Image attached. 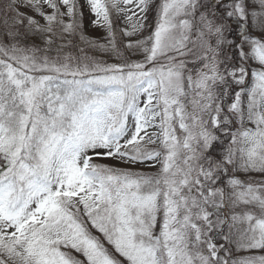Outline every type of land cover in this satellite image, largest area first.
<instances>
[{
	"label": "snow or ice",
	"instance_id": "1",
	"mask_svg": "<svg viewBox=\"0 0 264 264\" xmlns=\"http://www.w3.org/2000/svg\"><path fill=\"white\" fill-rule=\"evenodd\" d=\"M253 172L264 0H0V264H264Z\"/></svg>",
	"mask_w": 264,
	"mask_h": 264
},
{
	"label": "rangeland",
	"instance_id": "2",
	"mask_svg": "<svg viewBox=\"0 0 264 264\" xmlns=\"http://www.w3.org/2000/svg\"><path fill=\"white\" fill-rule=\"evenodd\" d=\"M94 17L88 12L87 9H85L84 11V17H83V22H82V31L84 33V35L91 40L94 41H98L100 43H106L107 41L105 40V37L107 36V29L105 27L102 26H94L91 21ZM111 19L113 22V26H114V30L116 32V37H117V44L118 46H121L120 49L124 54V58H128L131 60H142L143 56L140 54H136V55H132L131 52L125 51L124 50V44L127 43V41L129 40V37H126L123 35L122 29L128 27L129 22L125 21L119 14H117L116 12H112L111 14ZM155 23V14L154 13H150L149 14V24L150 25H154ZM149 34L148 30H145L143 35L146 36ZM256 35H259V32H256ZM138 37H132L131 39H136ZM77 43H79V41L77 40ZM80 47L86 48L85 44L80 43L79 44ZM71 52L73 55H79V53L76 51L75 48H69V51ZM88 55L95 57L99 60L105 61L108 64H114V63H121L119 62V60L116 58L117 56L114 53H105L102 51H98V50H89L88 51ZM121 61V60H120ZM189 67H192V65L190 64ZM149 147H152L151 145ZM100 162L102 163H106L109 165H114L118 168H122V169H127L130 171H134V172H141V173H157L159 170V165L156 166H151L152 162L148 161L146 163L143 164H135V165H123V164H119L116 161L112 160V159H104L101 160ZM248 176L259 180V179H264V176H262V174L260 173H249ZM241 178L242 179H246L247 177L243 176L241 174ZM234 249L236 250L235 246ZM233 249V250H234ZM237 251V250H236ZM238 253L241 254H247V255H259V254H264V253H260L258 251H254V252H249V251H244V250H240L238 251Z\"/></svg>",
	"mask_w": 264,
	"mask_h": 264
},
{
	"label": "trees",
	"instance_id": "3",
	"mask_svg": "<svg viewBox=\"0 0 264 264\" xmlns=\"http://www.w3.org/2000/svg\"><path fill=\"white\" fill-rule=\"evenodd\" d=\"M232 39H234L235 37L233 36V37H231ZM36 42L37 43H39L40 41L37 39L36 40ZM119 47H121V46H119ZM65 51L66 52H68L69 51V49H65ZM118 60H119V62H121L120 60H121V58H119V57H116ZM146 174H156V173H146ZM219 243H222V241H218ZM230 248H231V251H232V258L233 259H238V258H240V257H244V256H249V255H247V254H241V253H238V251H236L235 249H234V245H230ZM234 249V250H233Z\"/></svg>",
	"mask_w": 264,
	"mask_h": 264
}]
</instances>
